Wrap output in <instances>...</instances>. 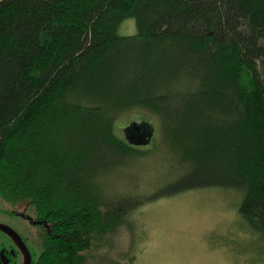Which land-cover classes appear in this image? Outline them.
Wrapping results in <instances>:
<instances>
[{
    "label": "trees",
    "instance_id": "16d2710c",
    "mask_svg": "<svg viewBox=\"0 0 264 264\" xmlns=\"http://www.w3.org/2000/svg\"><path fill=\"white\" fill-rule=\"evenodd\" d=\"M135 111L179 185L241 193L264 239V0H0V201L32 264L134 263L110 252L140 204L118 185L153 150L134 140L157 129L118 125ZM6 237L0 264H22Z\"/></svg>",
    "mask_w": 264,
    "mask_h": 264
},
{
    "label": "rangeland",
    "instance_id": "374dc122",
    "mask_svg": "<svg viewBox=\"0 0 264 264\" xmlns=\"http://www.w3.org/2000/svg\"><path fill=\"white\" fill-rule=\"evenodd\" d=\"M136 31L135 18L118 28L122 35ZM134 117L154 121L157 129L149 142L139 143L152 152L133 162L131 175L125 170L127 176L118 185L120 199L140 204L126 214L134 230L127 224L119 228L110 258L133 247V264H264V239L239 212L241 193L222 185H179L183 168L176 162L178 154L163 143L156 119L135 111L121 117L118 125ZM0 207L1 222L23 234L30 230L24 217L9 215L1 201ZM4 235L0 241L8 242Z\"/></svg>",
    "mask_w": 264,
    "mask_h": 264
},
{
    "label": "water",
    "instance_id": "95a60500",
    "mask_svg": "<svg viewBox=\"0 0 264 264\" xmlns=\"http://www.w3.org/2000/svg\"><path fill=\"white\" fill-rule=\"evenodd\" d=\"M153 135V131L148 135L147 140H145L146 137L143 138H135V143H144L149 142L151 136ZM30 218V217H29ZM31 219V218H30ZM41 222V221H34V223ZM0 230L6 233L9 237L12 238L18 249L23 255V263L22 264H32V254L27 246L26 242L24 241L23 237L19 233L18 230H16L13 226L3 223L0 221Z\"/></svg>",
    "mask_w": 264,
    "mask_h": 264
}]
</instances>
